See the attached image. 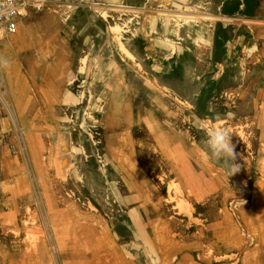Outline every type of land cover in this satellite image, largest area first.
I'll return each mask as SVG.
<instances>
[{
	"label": "rangeland",
	"instance_id": "obj_1",
	"mask_svg": "<svg viewBox=\"0 0 264 264\" xmlns=\"http://www.w3.org/2000/svg\"><path fill=\"white\" fill-rule=\"evenodd\" d=\"M17 10L0 32V264H264V0ZM214 127L233 176L209 159Z\"/></svg>",
	"mask_w": 264,
	"mask_h": 264
},
{
	"label": "clouds",
	"instance_id": "obj_2",
	"mask_svg": "<svg viewBox=\"0 0 264 264\" xmlns=\"http://www.w3.org/2000/svg\"><path fill=\"white\" fill-rule=\"evenodd\" d=\"M7 57H0V69L10 67ZM206 145L209 150V159L222 163L227 175L233 176L240 171L241 165L236 163L238 153L236 145L232 142V133L225 127H214L207 132Z\"/></svg>",
	"mask_w": 264,
	"mask_h": 264
},
{
	"label": "built area",
	"instance_id": "obj_3",
	"mask_svg": "<svg viewBox=\"0 0 264 264\" xmlns=\"http://www.w3.org/2000/svg\"><path fill=\"white\" fill-rule=\"evenodd\" d=\"M23 1L25 0H0V32H16L21 16L17 6ZM35 1L39 2V0Z\"/></svg>",
	"mask_w": 264,
	"mask_h": 264
},
{
	"label": "bare ground",
	"instance_id": "obj_4",
	"mask_svg": "<svg viewBox=\"0 0 264 264\" xmlns=\"http://www.w3.org/2000/svg\"><path fill=\"white\" fill-rule=\"evenodd\" d=\"M83 6H87V4H84ZM213 19H218V18H213ZM223 19V18H222ZM197 21V19H195V17H192V16H188V17H186V18H184V23L186 24V23H188V22H196ZM6 41L4 40L3 41V43H5ZM83 72V71H82ZM109 123H110V125H113V120H110V121H108ZM184 264H195L194 262H188V261H186V262H183ZM182 263V264H183Z\"/></svg>",
	"mask_w": 264,
	"mask_h": 264
}]
</instances>
